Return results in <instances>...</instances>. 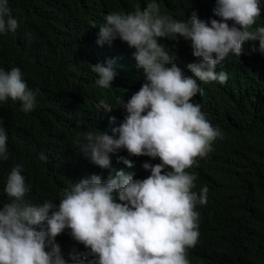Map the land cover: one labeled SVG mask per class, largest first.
<instances>
[{"label":"clouds","instance_id":"1","mask_svg":"<svg viewBox=\"0 0 264 264\" xmlns=\"http://www.w3.org/2000/svg\"><path fill=\"white\" fill-rule=\"evenodd\" d=\"M215 17L198 18L195 11L185 20L162 15L156 0L143 9L111 12L99 26L97 44L119 39L134 49L136 67L143 70L140 88L125 102L126 115L111 134L96 128L74 141L83 154L100 168H110V153L126 150L129 157L147 156L159 163L142 164L150 172L134 178L124 169L113 170L106 179L91 174L72 182L60 194L59 204L25 202L29 191L22 165L12 167L3 189L9 198L0 203V264H190L188 250L199 242L197 203L207 202V187L193 191L195 174L188 169L213 151L223 138L194 103L202 94L200 82L225 84L228 74L216 71L230 55L239 58L244 43L258 42L264 54L261 0H214ZM229 21L232 23L229 24ZM19 20L9 0H0V34H16ZM190 41L197 62L187 65L191 75L173 62L174 54L158 38ZM96 83L109 88L117 73L114 61L91 64ZM11 99L28 113L36 106L35 93L21 70L0 68V104ZM105 113L114 107L100 100ZM110 117V121L114 120ZM7 133L0 115V161L8 160ZM44 158V157H42ZM127 168L130 159L119 157ZM68 234L85 251L63 258L56 237Z\"/></svg>","mask_w":264,"mask_h":264},{"label":"trees","instance_id":"2","mask_svg":"<svg viewBox=\"0 0 264 264\" xmlns=\"http://www.w3.org/2000/svg\"><path fill=\"white\" fill-rule=\"evenodd\" d=\"M148 0H9L19 20L15 35L0 34V68L21 70L22 78L35 93V108L25 113L21 104L9 99L0 104L7 133L8 160L0 161V203L9 198L3 189L12 167L22 165L29 191L25 202L41 204L46 199L59 204L60 194L70 183L98 174L106 179L113 170L124 169L134 178L150 172L142 164L159 163L147 156L129 157L126 150L110 153V168L93 164L74 143L87 131H107L124 115L118 106L126 102L144 80L136 67L134 49L119 39L97 44L99 26L115 11L143 9ZM162 15L187 20L193 11L198 18L218 19L214 0H156ZM262 16L257 24L264 26ZM232 22L229 21V24ZM171 49L173 62L191 75L187 65L192 55L190 41L158 38ZM239 58L230 55L216 71L228 74L225 84L200 82L202 94L193 102L201 105L206 119L223 132L213 151L197 158L188 169L195 174L193 191L207 187V202L196 205L199 213V242L188 250L190 264H264V54L253 51L258 42H245ZM114 61L117 73L109 88L96 83L91 64ZM106 100L114 109L98 108ZM110 117L114 120L110 121ZM44 157V158H42ZM130 159L127 168L118 158ZM61 254L85 251L68 230L56 237Z\"/></svg>","mask_w":264,"mask_h":264}]
</instances>
